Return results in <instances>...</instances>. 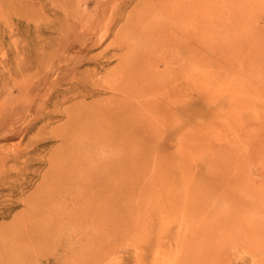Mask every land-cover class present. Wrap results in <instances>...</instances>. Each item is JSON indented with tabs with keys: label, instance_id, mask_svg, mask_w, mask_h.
Listing matches in <instances>:
<instances>
[{
	"label": "rangeland",
	"instance_id": "374dc122",
	"mask_svg": "<svg viewBox=\"0 0 264 264\" xmlns=\"http://www.w3.org/2000/svg\"><path fill=\"white\" fill-rule=\"evenodd\" d=\"M119 57L192 102L120 110ZM0 264H264V0H0Z\"/></svg>",
	"mask_w": 264,
	"mask_h": 264
},
{
	"label": "bare ground",
	"instance_id": "6f19581e",
	"mask_svg": "<svg viewBox=\"0 0 264 264\" xmlns=\"http://www.w3.org/2000/svg\"><path fill=\"white\" fill-rule=\"evenodd\" d=\"M95 20L96 19L93 18V19H88L85 22V31H89V33H91V32L95 33L96 32V29H95L96 27L94 25ZM130 25H131V19L127 18L126 22L124 23V27L129 29L128 27ZM194 28L195 27L193 25V22L191 21L189 28H187L184 32H182V34L185 35L183 38L185 39L184 42H186V44L187 43L188 44L193 43L194 32H195ZM144 29H145V27H144ZM157 30L159 31V29H157ZM122 31H124V30H122ZM162 31L160 30V34H161V36H164L162 34ZM148 32H146V34H148ZM140 35H143V34L140 33ZM173 35H174V37L171 34V36L175 40L173 42H176L178 35H175V34H173ZM143 36L147 37L146 35H143ZM166 37L169 38V36H167V34H166ZM165 42L166 41H163V43H165ZM109 47H112L113 49L114 48H124L125 52H123V54L124 53L127 54L128 51L130 50L129 43L121 40L120 36L116 37L111 42V44L104 50L103 54L106 55L107 53H109V49H108ZM119 58H120V62H119L120 74L118 77L115 76L113 79H111L107 83V88L112 92V98L115 97V98H118L120 102H125V105H123L122 108H120V110H122V111L123 110L126 111L129 109L133 110V106L131 108V106L127 103L130 102L131 99H133L135 96H142L144 98L143 101L141 103H137V106H139L138 109L141 112H144V113L146 112L149 117L150 116L152 117V119H154L156 117H160V116H162V118L165 116L174 118L176 116L175 114L180 112V108H178V106L177 107H175V106L171 107V105H173L172 103L175 102L174 99L180 98L181 95H183V93H186L185 95H187L189 98V101L192 102L193 94L195 92V76H194V74H192V73L189 74V76L186 78V83L184 85L182 84V80H181L182 78L180 76H178L176 71H171L170 76L168 78L161 80L160 82L154 81L155 74H156V67L158 65V64L156 65L154 63H156L157 61H163V60H165V58L163 59L162 57H160V58H158L159 60H157L154 63L151 61L152 62L151 68L147 69V70L144 69L143 71H141V68L140 69L135 68V66L130 67L129 64H125L123 62V57H119ZM146 67H147V65H146ZM79 82L80 81L77 82L78 85L81 84ZM76 87H77V85L72 86L71 91H74ZM95 93H97V92H94V90H92V89L85 91V94L93 95ZM160 96H161V98H160ZM112 100L115 101V99H112ZM125 106L127 107V109L125 108ZM192 107L193 106L190 105L189 109H192ZM122 114L124 115V112ZM189 116H192V113H190ZM127 117H128V114H127ZM127 117L124 118V121H125L124 133L118 134V138H120V139H117V135L113 134L114 138L113 137L111 138L112 135H110V138L108 139L110 141H106V143L107 144L109 143V145H111V146L120 144L121 146L124 147V148L121 147L124 152H126V150L128 151V148L130 145V139H129L130 130H131L130 127L133 125L132 124L133 121L131 119H128ZM119 118H120V116H119ZM117 120H119V119L117 118ZM71 121L74 122L73 117L71 118ZM95 121H97L98 124H92L94 130L100 129L101 132H104L107 125L104 126L103 122L96 119V118H95ZM101 122H102V124H101ZM120 124H119V127L121 126ZM171 125H172V127H176L175 122H172ZM161 127L163 128L162 125H161ZM119 129H121V128H119ZM67 136H70V134L67 133ZM114 156L115 155L112 154L111 160L109 161V162H111V164L117 163V161H116L117 158L114 159L113 158ZM112 165H114V164H112ZM114 166H116V165H114ZM110 168H113V167H110Z\"/></svg>",
	"mask_w": 264,
	"mask_h": 264
}]
</instances>
